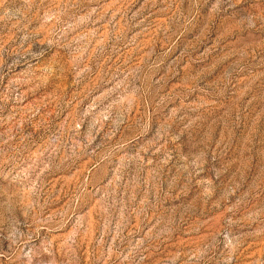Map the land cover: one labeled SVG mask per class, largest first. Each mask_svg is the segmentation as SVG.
<instances>
[{
    "label": "rangeland",
    "instance_id": "rangeland-1",
    "mask_svg": "<svg viewBox=\"0 0 264 264\" xmlns=\"http://www.w3.org/2000/svg\"><path fill=\"white\" fill-rule=\"evenodd\" d=\"M0 264H264V0H0Z\"/></svg>",
    "mask_w": 264,
    "mask_h": 264
}]
</instances>
